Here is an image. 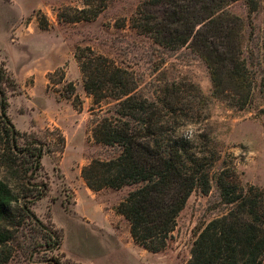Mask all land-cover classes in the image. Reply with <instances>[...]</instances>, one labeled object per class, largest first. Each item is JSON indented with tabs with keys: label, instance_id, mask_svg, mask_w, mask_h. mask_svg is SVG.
I'll return each instance as SVG.
<instances>
[{
	"label": "rangeland",
	"instance_id": "374dc122",
	"mask_svg": "<svg viewBox=\"0 0 264 264\" xmlns=\"http://www.w3.org/2000/svg\"><path fill=\"white\" fill-rule=\"evenodd\" d=\"M144 1L109 0L96 20L70 23L67 18L74 11L67 8L85 9L82 0H0V63L16 82L15 89L0 82L7 115L21 133L43 140L49 130L59 131L65 139L61 153L42 160L50 191L32 208L59 232L60 248L52 249L44 233L25 231L8 264H188L200 231L232 209L221 197L218 177L223 169H233L230 176L242 187L264 194V0H258L255 12L246 0L227 8L240 23L241 58L252 80L251 89L239 91L246 99L242 107L232 100L230 91L239 89L235 82L226 80L224 95L215 96L208 65L190 47L167 49L133 26ZM61 10L67 18H59ZM85 47L132 72L140 97L155 100L175 84L205 99V124L214 131L221 158L212 171L211 190L192 193L161 253L138 246L129 222L117 211L130 188L93 191L82 177L93 160L119 153L93 137L105 113L93 111L84 89L75 54Z\"/></svg>",
	"mask_w": 264,
	"mask_h": 264
},
{
	"label": "trees",
	"instance_id": "16d2710c",
	"mask_svg": "<svg viewBox=\"0 0 264 264\" xmlns=\"http://www.w3.org/2000/svg\"><path fill=\"white\" fill-rule=\"evenodd\" d=\"M82 1L85 9L67 8L74 11L72 18L61 10L59 18L70 23L96 20L109 0ZM237 1L145 0L132 24L167 49L190 47L208 65L215 96L224 95L226 80L235 82L239 89L230 91L237 97L232 100L242 107L246 99L239 91L251 89L252 80L241 58L240 23L227 11ZM246 2L251 12L259 9L258 0ZM75 58L93 111L105 113L96 124L94 140L119 150L112 159L93 160L82 177L93 191L130 188L117 211L129 222L138 246L161 253L192 193L211 190L212 171L221 158L214 131L205 124L209 120L204 115L205 99L175 84L155 100L140 97L135 75L113 60L90 47L79 48ZM56 73L49 75L51 83ZM0 82L16 87L1 63ZM69 86L74 95V85ZM5 96L0 87V264L10 262L25 231L44 233L52 249L60 248L59 232L46 226L32 208L50 191L43 158L61 153L65 146L59 131L49 130L43 140L18 131L7 115ZM188 122L198 125L194 142L177 136ZM232 172L230 167L223 169L218 177L221 197L232 209L204 226L188 264L264 263V194L239 185Z\"/></svg>",
	"mask_w": 264,
	"mask_h": 264
},
{
	"label": "clouds",
	"instance_id": "9594fccd",
	"mask_svg": "<svg viewBox=\"0 0 264 264\" xmlns=\"http://www.w3.org/2000/svg\"><path fill=\"white\" fill-rule=\"evenodd\" d=\"M198 135V125L188 122L177 130V136L182 137L189 142H194Z\"/></svg>",
	"mask_w": 264,
	"mask_h": 264
}]
</instances>
